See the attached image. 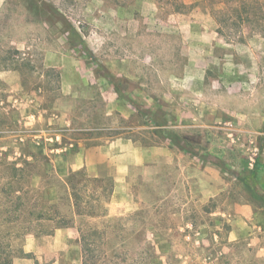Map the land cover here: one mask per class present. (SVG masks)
Listing matches in <instances>:
<instances>
[{
    "label": "rangeland",
    "instance_id": "374dc122",
    "mask_svg": "<svg viewBox=\"0 0 264 264\" xmlns=\"http://www.w3.org/2000/svg\"><path fill=\"white\" fill-rule=\"evenodd\" d=\"M182 1L187 6L173 12L157 0H0V56L18 59L20 67L0 71L1 159L42 150L38 141L52 142L49 131L68 142L78 130H64V120L52 118L58 109L74 115L80 129L88 121H103L98 109L114 94L100 92L94 99L90 92L79 98L64 94L57 72L48 67L60 61L76 64L93 84H115L127 96L138 93L137 87L154 95L173 90L177 109L190 107L195 114L184 117L189 125L169 130L219 169L213 196L202 193L201 174L193 167L183 175L176 164L157 180L150 171H136L131 189L137 205L127 211L106 205L108 179L86 182L83 194L98 195L79 205L90 214L74 215L67 201H60L70 231L38 240L32 255H40L42 264L54 256L62 264H82L79 227L100 232L103 255L94 251L99 260L93 264H264V37L245 28L218 33L214 15L234 0ZM69 27L94 59L75 46L76 37L68 38ZM14 49L19 53H9ZM116 116L110 123L119 128L93 132L114 136L124 126L134 129L127 135L145 143L156 139L143 116ZM168 123L175 120L169 117ZM212 143L216 154L208 157ZM38 160L43 167L44 159ZM83 183L78 182L81 190ZM56 185L58 194L66 195ZM240 204L250 207L252 235L230 240ZM14 243L15 250L21 241Z\"/></svg>",
    "mask_w": 264,
    "mask_h": 264
},
{
    "label": "crops",
    "instance_id": "0c3cea01",
    "mask_svg": "<svg viewBox=\"0 0 264 264\" xmlns=\"http://www.w3.org/2000/svg\"><path fill=\"white\" fill-rule=\"evenodd\" d=\"M191 64L192 62L188 61L185 67L189 68ZM48 67L55 69L57 72L58 89L60 91L64 90V94L70 93L72 97L79 98L90 92L92 93L90 98L93 99L100 96L101 93L105 94V92L114 94L108 98L102 108L98 109L103 121L101 123H95L94 120L88 121V127L83 129L76 127V123L78 122L75 121L74 115L60 112L58 111L59 109L53 111L52 118L64 120L66 124L64 130H78L72 137H68V142H63L62 135L56 131L48 132L52 142H43V140L38 142L42 147V151L50 155L51 162L58 169L60 178L65 177L69 172L81 170L89 178L110 180L112 191L108 196L106 205L109 208L113 204L115 206L119 205L120 211H127L132 206L137 205L131 189V180L134 173L140 170L150 171L152 173L151 178L157 180L160 174L162 175L166 171H173L176 164H178V170L183 175L185 170L189 174L193 167L194 171L198 172V175L201 174L199 175V182L202 193L208 196L215 194L219 169L210 158L207 161H203L198 154L184 152L172 144L170 140L160 138L154 133L152 134L156 136V139L150 138V142L145 143L141 139L126 134L134 130L131 127H120L122 132L114 136H104L93 132L119 128L118 125L110 123L112 116L118 115L122 119L135 115L140 116L134 104L153 112L160 111L162 115L161 121L167 130L189 125L185 123L187 121L184 117L195 114V110L185 106L177 109L176 105L178 102L173 90L171 91L167 87V90L161 95H154L137 87L135 90L138 89V93L127 96L125 93L122 94L117 88H114L115 84H110L111 86L106 88L101 87L98 83L96 85L93 84L92 78L83 74L76 64L74 66H65L62 62L58 61L49 63ZM7 71L8 73L11 72V70H3L1 72ZM201 79H203V76ZM138 84L142 85V83ZM112 88L116 90V93H113ZM54 99H56L55 102L51 101L50 104L54 102L56 105L59 102L57 96ZM50 107V105L47 106L48 109ZM56 108L54 106L53 110ZM169 117L175 120L174 125L168 123ZM81 130H87L88 133L83 134ZM185 141L182 140L181 142L185 144ZM213 147V143L210 144L208 157L211 154H216ZM186 180L188 182V179ZM235 211L236 214L230 223L228 238L236 240L244 234L251 236L252 232L249 231L250 207L240 204L236 207ZM69 231L70 228L64 226L55 228L51 233H26L17 240V242L21 241V244L15 250L12 247L10 264H42L40 255H32V252L38 245V240L53 237L57 233H68ZM77 234L80 236L78 228ZM61 261L62 258L54 256L47 261V264H62Z\"/></svg>",
    "mask_w": 264,
    "mask_h": 264
},
{
    "label": "trees",
    "instance_id": "16d2710c",
    "mask_svg": "<svg viewBox=\"0 0 264 264\" xmlns=\"http://www.w3.org/2000/svg\"><path fill=\"white\" fill-rule=\"evenodd\" d=\"M157 2L166 3L173 12H180L187 6L182 0H157ZM214 18L218 24L217 31L220 34L225 32V28L234 30L236 33L242 32L245 28L249 35L259 34L264 37V0L227 2L225 7L218 12V15H214ZM67 32L69 39L73 36L78 39L75 46H80L88 57L94 59V54L89 51L76 29L69 27ZM9 53L18 54L19 51L14 49L9 50ZM17 60L8 56H0V71L20 70L16 63ZM134 107L138 114L146 118L147 122L153 126L154 134L170 140L172 144L184 152L196 154L182 143L175 133L165 128L161 121L162 116L158 115L159 111L153 112L136 104ZM40 156L44 159L43 167L38 162ZM200 159L209 160L206 156H200ZM59 175L58 169L51 162L50 155L42 150L22 152L19 157L12 161H4L0 158V264H10V256L8 255H12L14 242L26 233H51L55 228L70 224L68 215L62 211L60 206V201L63 198L70 205V212L74 215L90 214L89 211L80 208L79 205L82 201L87 202L84 200L86 197H91L93 200L98 199L97 193L83 194L84 189L87 188L86 182L97 181L98 179H89L81 170L69 172L61 178ZM240 179L245 180V177ZM81 181H84L83 190L78 187V182ZM109 183L108 195L112 191L110 180ZM56 184H61L66 195L58 194ZM78 230L82 264H93L95 259L96 261L99 260L94 255V251L98 250L99 254L103 255L99 248L100 232L94 228L83 229L79 227ZM110 262L120 264L110 260L103 261L104 264H111Z\"/></svg>",
    "mask_w": 264,
    "mask_h": 264
}]
</instances>
